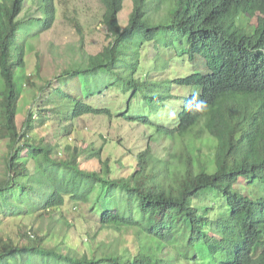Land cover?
Returning a JSON list of instances; mask_svg holds the SVG:
<instances>
[{"label": "trees", "instance_id": "trees-1", "mask_svg": "<svg viewBox=\"0 0 264 264\" xmlns=\"http://www.w3.org/2000/svg\"><path fill=\"white\" fill-rule=\"evenodd\" d=\"M96 2L100 49L84 51L74 18L80 46L66 47L71 55L38 85L34 42L54 25L59 1L0 0V264H264V0ZM149 46L174 59L151 56ZM31 52L36 72L20 84ZM185 59L204 70L179 74ZM67 77L79 80V95L52 82ZM108 92L127 97L125 107L90 103ZM193 92L206 112L185 110ZM166 109L176 113L171 127L154 121ZM91 116L110 129L122 120L145 126L144 143L98 134V147L78 144L76 121ZM202 140L214 145L204 156L210 172ZM88 160L95 169L83 167ZM67 200L100 206L98 221L73 208L68 219ZM11 222L12 235L3 231Z\"/></svg>", "mask_w": 264, "mask_h": 264}, {"label": "rangeland", "instance_id": "rangeland-1", "mask_svg": "<svg viewBox=\"0 0 264 264\" xmlns=\"http://www.w3.org/2000/svg\"><path fill=\"white\" fill-rule=\"evenodd\" d=\"M58 12H57V20L55 21L52 28L42 34L39 35L36 42H34V46L36 51H39L40 59H41V72L39 73L41 76L39 79H36L35 83L41 85L43 78L48 79L50 78L54 71L58 72L55 65H62V61H66L70 52H68L66 47H74L77 48L80 46V37L78 36V31L73 25L74 18H76L79 23L81 24V28L84 32V39H83V49L89 53L97 52L104 42V34L105 29L103 26H100L98 22L94 19V11L95 7H97L96 0H58ZM149 54L152 56L157 53L159 56L166 58L167 60L170 58L174 59L175 54L173 52H168L164 48H158L156 51L152 46H149ZM76 53V52H75ZM56 55V58L54 55ZM61 57V59H59ZM54 61H58L59 63H55ZM183 63V65H182ZM181 63V60H178V73L187 76L188 74L194 70H204L203 62L200 59H195L192 61L191 64L188 63L187 59ZM174 65V64H173ZM62 67V66H60ZM192 67V69H191ZM36 56L35 52H31L26 57V63L24 69H19L16 73V79L18 83L23 84L25 75H34L36 70ZM56 88H62L69 94L77 96L80 94V86L79 80L76 77H67L61 78L52 81ZM25 89V87H23ZM31 95L28 92H22L19 102V111H18V121H22L25 116V110L28 105V96ZM182 95L186 96L187 92L182 91ZM127 97L121 96L116 92H108L104 93L99 97H92L90 99V103L94 106L105 108L109 106L120 107L124 108L126 103ZM56 105H60V98L57 96L55 97ZM48 106H51V103H48ZM175 106H178V103H175ZM113 108V107H112ZM169 110L166 109L162 111L161 114H158L154 117V121L165 125L166 127H171L174 125V121L172 118L176 117V113L173 116ZM160 121V122H159ZM110 122L107 120L106 117H84L82 120L76 121V140L77 143L83 145L85 143L93 142L96 147L100 145V140L98 139V134H102L105 137H111L113 140L121 138L125 141V145L128 147H133L134 141H137L139 144L144 143V139L141 136V132L146 129L143 125H135L129 124L124 120L113 122L111 129H110ZM147 132L148 129H147ZM59 129L55 132V136L57 139L59 138ZM85 142H82L84 141ZM198 147L201 149L202 159L206 161L207 170L210 172L212 171V162L209 159H206L205 153H209V150L214 146L213 143L209 141L202 140L198 144ZM126 147V146H125ZM117 154L122 155L121 152L124 151L123 146L118 148ZM6 150L5 141H0V155H2ZM113 153L116 154L115 150H112ZM204 153V154H203ZM125 159V156L123 155ZM97 161L95 160H88L83 163V167L95 169L97 166ZM126 169L120 170V175H126ZM244 192V190H242ZM105 199V198H104ZM101 199V200H104ZM95 200L94 198L91 201ZM85 202V203H76L70 202L67 200V206L63 209V214L68 218H73L71 213V208H73V212H82L86 218H88L91 222L98 221L99 214L97 212L101 211L100 206H97L94 211H92L93 205L92 202ZM10 222V221H9ZM16 223L11 222L7 223L3 231L9 233L10 235L14 234L15 232ZM95 231V229H94ZM14 232V233H13ZM113 237V234L109 235L107 233H102L100 238L104 240H110ZM126 239H130L126 236ZM67 244L73 245L76 248H79L80 245L78 242L74 241V236H69L67 238ZM166 254L169 257L170 255V248L166 249ZM205 255V254H203Z\"/></svg>", "mask_w": 264, "mask_h": 264}, {"label": "clouds", "instance_id": "clouds-1", "mask_svg": "<svg viewBox=\"0 0 264 264\" xmlns=\"http://www.w3.org/2000/svg\"><path fill=\"white\" fill-rule=\"evenodd\" d=\"M208 109V103L200 97L199 92H193L191 99L187 100L185 110L193 113H204ZM175 113H173V116Z\"/></svg>", "mask_w": 264, "mask_h": 264}]
</instances>
